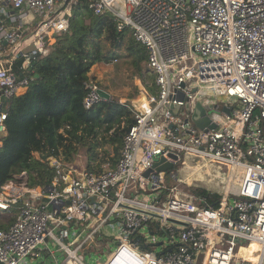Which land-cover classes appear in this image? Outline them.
I'll return each instance as SVG.
<instances>
[{
  "label": "built area",
  "instance_id": "1",
  "mask_svg": "<svg viewBox=\"0 0 264 264\" xmlns=\"http://www.w3.org/2000/svg\"><path fill=\"white\" fill-rule=\"evenodd\" d=\"M78 1L0 0V149L11 101L34 78L33 61L68 29ZM88 6L110 12L146 48L158 95L133 106L115 167L75 174L52 158L49 184L31 187L22 172L0 186V211L18 207L0 229V264H90L86 248L100 236L110 250H99L96 264H264V0ZM87 87L86 108L105 100L95 82ZM199 104L204 113L195 118ZM169 153L178 155L172 169L146 175ZM179 162H196L223 184L218 206L180 187ZM254 244L251 261L244 249Z\"/></svg>",
  "mask_w": 264,
  "mask_h": 264
},
{
  "label": "trees",
  "instance_id": "2",
  "mask_svg": "<svg viewBox=\"0 0 264 264\" xmlns=\"http://www.w3.org/2000/svg\"><path fill=\"white\" fill-rule=\"evenodd\" d=\"M79 1L82 3L72 5L68 29L56 35L50 52L40 57L29 72L39 77L35 76L27 90L11 101L0 149V186L22 172H26L31 186L49 184L57 172L47 160L51 155L71 162L87 148L88 169L97 172L103 170L107 160L115 166L120 158L124 135L135 121L134 108L115 96L86 108L87 83L93 81L108 89L100 85L94 66L112 62L117 50H125L141 70L140 62L147 59V50L131 30L118 29L110 12L95 14L89 9V0ZM86 19L90 20L88 24ZM144 72L143 76L154 75L149 92L157 96L155 74L150 69ZM103 138L113 145L115 155H101ZM196 193L208 195L212 204L220 198L219 193L204 189ZM17 210V206L12 208V212ZM15 219L13 215L10 224H0V229L8 228Z\"/></svg>",
  "mask_w": 264,
  "mask_h": 264
},
{
  "label": "rangeland",
  "instance_id": "3",
  "mask_svg": "<svg viewBox=\"0 0 264 264\" xmlns=\"http://www.w3.org/2000/svg\"><path fill=\"white\" fill-rule=\"evenodd\" d=\"M81 1L72 3L73 5L81 4ZM90 22L86 19V23ZM118 52V53H117ZM115 59L110 63H100L94 66V74L96 75L100 85L105 86L107 91L112 94V97H117L121 102H127L132 104V106H137L141 108L143 104H147L150 99L149 89L153 83L154 75L147 76L144 78V71L147 69V59L140 62L141 70L133 62V58L128 55L125 50H117L115 54ZM202 102L207 105L206 99ZM124 125V123H122ZM103 145L101 146L103 151H107L105 157H109L110 153L113 154V145L108 142V138H103ZM106 144H105V143ZM109 143V144H108ZM87 161V158H86ZM107 160L103 164H108ZM102 162V161H101ZM200 164L197 165L196 162L189 163L186 166L179 162L177 164V171L179 176L180 187L184 189L189 194L199 195L196 193L197 189H204L210 193H219L220 197L223 195L224 188L223 184L217 179L211 180L208 174L203 171H199ZM221 173H226L227 168L223 167L220 171ZM171 185H174V181H169ZM15 215V212H0V224L6 225L10 224V218ZM246 243V242H245ZM99 257V255H98ZM97 259V257H95ZM98 260V259H97ZM88 262L90 264H96L91 261L88 257Z\"/></svg>",
  "mask_w": 264,
  "mask_h": 264
},
{
  "label": "crops",
  "instance_id": "4",
  "mask_svg": "<svg viewBox=\"0 0 264 264\" xmlns=\"http://www.w3.org/2000/svg\"><path fill=\"white\" fill-rule=\"evenodd\" d=\"M55 39V38H54ZM55 41V40H54ZM54 42H52L51 44H53ZM147 60H148V57H147ZM37 61V60H36ZM147 69H149L148 68V65H147ZM152 71V70H151ZM153 72V71H152ZM36 76V75H35ZM34 76V77H35ZM145 77H147L146 75L144 76V78ZM98 85V84H97ZM100 87V86H99ZM100 88H102V87H100ZM104 89V88H103ZM106 90V89H105ZM149 94L151 95L150 97H154V96H156V95H154V94H151L150 92H149ZM106 100V99H105ZM132 105V104H131ZM201 119H203V118H201ZM204 120V119H203ZM105 143V142H104ZM106 144V143H105ZM109 144V143H108ZM103 145V144H102ZM102 145H100V147H99V149H100V152H101V155L103 156H105L106 154H107V151L105 150V151H103L102 150V148H101V146ZM122 146H123V144H122ZM87 148H83L81 151H80V153L75 157V159L73 160V161H71V162H62L61 161V159L60 158H58V157H56V156H53V155H51V156H49L48 158H47V160H48V162H49V165L50 166H52V167H54L53 165H51V161H50V159H58L60 162H61V164H62V166L65 168V169H67V170H71V172H74L75 174H77L78 172H80V171H82V170H84V169H86V170H89V171H92V172H95V173H100V172H102V171H104V170H106L107 168H113V167H115L116 166V164H117V162L115 163V166H111V163L110 162H108V164H103V170L102 171H100V172H97V171H95V170H92V169H88V162L86 161V158L88 159V155H87ZM110 156H113V155H115V153H114V148H113V154L111 155L110 153H108ZM119 160V159H118ZM55 168V167H54ZM56 169V168H55ZM27 179H28V176H27ZM175 182V181H174ZM170 184V183H169ZM175 184V183H174ZM171 185V184H170ZM31 186V185H30ZM41 186H43V185H36V186H31V187H41ZM220 195V194H219ZM208 203H210L209 201H207ZM212 204V203H211ZM215 205H219L218 204V202L215 204ZM18 212V211H17ZM17 212L15 213V215H16V217H17ZM15 221V220H14ZM12 224V223H11ZM77 226H79L78 224H77ZM79 228L80 229H82V227L81 226H79ZM84 234H86V229L84 230ZM108 241H110L108 238H105V237H103V236H100V237H98L97 238V241L95 242V243H93V244H89V246L86 248V251H85V254L86 255H88V257L90 258V260L91 261H93V262H95L96 263V261H97V259H95V257H97L98 258V255L100 256V255H102L101 253L103 252V251H105V252H108L110 249V247L108 246L110 243L108 242ZM101 251V253H98V252H100ZM255 253H256V250L254 251V255H255ZM63 257V255L62 254H60V258H62Z\"/></svg>",
  "mask_w": 264,
  "mask_h": 264
},
{
  "label": "water",
  "instance_id": "5",
  "mask_svg": "<svg viewBox=\"0 0 264 264\" xmlns=\"http://www.w3.org/2000/svg\"><path fill=\"white\" fill-rule=\"evenodd\" d=\"M37 55L38 53H31V56H37ZM35 64H36V60L33 61L31 69H33ZM36 77H39V75L36 74ZM99 93L106 100H109L112 98V94L103 88H99ZM179 96L182 97L183 96L182 93H180ZM172 107L175 108L174 112L177 114L180 110V106L177 104H173ZM226 111L230 113L228 108H226ZM203 113H204V109L199 104L197 107L196 115L194 117L198 118L200 115L202 116ZM169 158H172L173 160H177L178 155L174 153H169L168 156H165V155L161 156V158L155 163L154 167L146 172V175H148L152 170L161 171V170L172 169L174 167V161H170ZM170 221L176 222L174 219H170ZM182 224L186 225V223H182Z\"/></svg>",
  "mask_w": 264,
  "mask_h": 264
},
{
  "label": "bare ground",
  "instance_id": "6",
  "mask_svg": "<svg viewBox=\"0 0 264 264\" xmlns=\"http://www.w3.org/2000/svg\"><path fill=\"white\" fill-rule=\"evenodd\" d=\"M256 250V253L254 255V251ZM244 253H246L247 257L251 260V261H256L258 259V253H259V248L257 245H252L246 249H244Z\"/></svg>",
  "mask_w": 264,
  "mask_h": 264
}]
</instances>
